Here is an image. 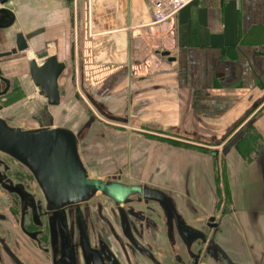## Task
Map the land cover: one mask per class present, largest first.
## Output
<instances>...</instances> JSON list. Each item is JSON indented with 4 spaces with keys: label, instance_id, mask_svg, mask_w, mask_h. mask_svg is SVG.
I'll use <instances>...</instances> for the list:
<instances>
[{
    "label": "flooded vegetation",
    "instance_id": "obj_1",
    "mask_svg": "<svg viewBox=\"0 0 264 264\" xmlns=\"http://www.w3.org/2000/svg\"><path fill=\"white\" fill-rule=\"evenodd\" d=\"M16 1L7 5L14 14L10 26L0 31V48L11 52L0 63V118L12 128H65L66 121L55 125L56 112L77 121L67 87L75 91L85 81L75 46L57 78L60 103L52 107L28 62L35 50L65 55L59 37L64 20L39 10L26 27ZM63 1L70 10L67 33L74 28L77 36L83 21ZM20 33L28 44L23 56L14 50ZM88 97L106 118L123 124L82 129L79 151L88 178L140 186L142 193L117 203L97 191L83 202L54 207L32 172L0 151V264H264V136L255 126L258 116L247 119L263 101L223 134L207 135L159 126L128 132L135 116L112 111L105 98Z\"/></svg>",
    "mask_w": 264,
    "mask_h": 264
},
{
    "label": "crops",
    "instance_id": "obj_2",
    "mask_svg": "<svg viewBox=\"0 0 264 264\" xmlns=\"http://www.w3.org/2000/svg\"><path fill=\"white\" fill-rule=\"evenodd\" d=\"M19 4L26 27L39 10L64 20L65 42L70 10L63 0ZM72 6L78 18L87 9L82 51L75 44L84 80L94 70L97 94L110 109L136 117L128 128L146 130L140 124L152 122L221 135L263 101L247 119L257 115L264 136V0H193L158 25L149 0H74Z\"/></svg>",
    "mask_w": 264,
    "mask_h": 264
},
{
    "label": "water",
    "instance_id": "obj_3",
    "mask_svg": "<svg viewBox=\"0 0 264 264\" xmlns=\"http://www.w3.org/2000/svg\"><path fill=\"white\" fill-rule=\"evenodd\" d=\"M13 1L0 0V31L9 27L10 21L14 18L13 11L7 6ZM68 2L73 7L74 0H68ZM72 29L65 42H60L65 47V55L62 56L60 52L59 57L50 54L47 49L40 52L35 50L34 57L28 62L30 76L35 86L38 87L40 94L48 98L52 107L60 103L57 78L65 68L66 62L69 61L72 54L70 48L72 50L77 42L80 44V51H82L84 44V25L79 24L77 36L76 31L74 33V28ZM27 47L25 35L18 34L14 50L23 56ZM10 53V51L0 48V63L3 57ZM160 53L171 61L175 60L170 51H161ZM24 57L22 60H25ZM21 66H25L24 61ZM3 79L0 67V80ZM96 123L95 116L91 115L88 120L78 125L72 123L65 128L48 127L29 130L12 128L10 123L0 118V151L9 154L32 172L51 206L62 207L80 203L88 200L97 191L114 198L117 203L125 202L128 196L141 194L142 188L136 185L112 181L106 183L100 179H89L81 160L79 146H83V140L86 137V134L82 133V129L93 128ZM140 125L149 129L159 126L165 132L180 129L177 126L164 127L152 122ZM72 127L77 128V131H72Z\"/></svg>",
    "mask_w": 264,
    "mask_h": 264
},
{
    "label": "rangeland",
    "instance_id": "obj_4",
    "mask_svg": "<svg viewBox=\"0 0 264 264\" xmlns=\"http://www.w3.org/2000/svg\"><path fill=\"white\" fill-rule=\"evenodd\" d=\"M83 10H84V17L82 16L81 20L83 21L84 31H85L87 26H88V20H87L88 18H87V15H86L87 14V9H85V6L83 7ZM68 72H66V75L68 74ZM86 73H87V71H86ZM93 73H94V70H92V71H90V73H88L89 77L87 79H85L83 87L80 85V83H77L78 85L76 84V90L75 91L73 90V87H67L68 92H67L66 100H67V102H71V108L74 107V106L76 108V111L74 112V114L76 113L75 117H77V121L75 122V125H78L81 122H83L85 120H88L91 115H94L96 120H97L95 128H99L100 126H102V127L103 126H113V124H118L120 126L121 125L123 126V124L112 122L108 118H106L95 107V105H93L92 102L90 101V99L88 97L89 93L91 95H93L94 98H96V99H101V98L104 97L103 93H102L103 95H100V96L98 95L101 92V90L100 89L99 90L96 89L95 83H93V80H94V77H95V74H93ZM78 75H79V73H78ZM92 75H94V76H92ZM94 82H96V81H94ZM76 93L79 95L78 97L75 96ZM76 99H78L79 102H80L79 106H77L75 104H72L73 103L72 101H75ZM105 100H106V98H105ZM55 110H57V109H55ZM8 112H9V110L5 111V113H8ZM56 113H57L56 117H55V125L56 126L61 125V123H62L61 120L62 121H66L65 122L66 126H68L69 124H72L73 120H71V118L68 119V117L71 116V115H67L65 120H64L62 118V116H60L61 115L60 112H56ZM2 114H4V113H2ZM23 115H25V114H23ZM60 117H61V119H60ZM23 120H25V119H23ZM28 121H30V120L28 119ZM29 124H32L33 126L37 125L36 121H30ZM139 127L140 126L137 125V126L134 127L136 129H134V128L132 129L131 127L127 128V129H129L131 131H136V132L142 133L141 130H145V129L139 128ZM116 128H120V127L117 126ZM138 129H140V130H138ZM146 130H149V129H146ZM122 146H123V144H121L120 142L119 143L117 142V144L113 145L112 147L113 148H120ZM1 196L3 197V195L0 194V198H1Z\"/></svg>",
    "mask_w": 264,
    "mask_h": 264
},
{
    "label": "built area",
    "instance_id": "obj_5",
    "mask_svg": "<svg viewBox=\"0 0 264 264\" xmlns=\"http://www.w3.org/2000/svg\"><path fill=\"white\" fill-rule=\"evenodd\" d=\"M152 6V24H163L175 19L178 12L193 0H149Z\"/></svg>",
    "mask_w": 264,
    "mask_h": 264
},
{
    "label": "bare ground",
    "instance_id": "obj_6",
    "mask_svg": "<svg viewBox=\"0 0 264 264\" xmlns=\"http://www.w3.org/2000/svg\"><path fill=\"white\" fill-rule=\"evenodd\" d=\"M28 54H29L31 57H33V55H34L32 52H29Z\"/></svg>",
    "mask_w": 264,
    "mask_h": 264
},
{
    "label": "trees",
    "instance_id": "obj_7",
    "mask_svg": "<svg viewBox=\"0 0 264 264\" xmlns=\"http://www.w3.org/2000/svg\"><path fill=\"white\" fill-rule=\"evenodd\" d=\"M185 8V7H184ZM182 10V9H181ZM233 19V18H232ZM233 28V31H234V26L232 27ZM229 34V32H227Z\"/></svg>",
    "mask_w": 264,
    "mask_h": 264
}]
</instances>
